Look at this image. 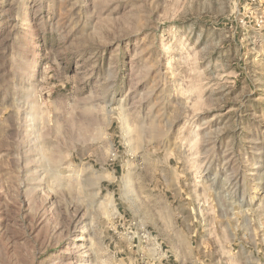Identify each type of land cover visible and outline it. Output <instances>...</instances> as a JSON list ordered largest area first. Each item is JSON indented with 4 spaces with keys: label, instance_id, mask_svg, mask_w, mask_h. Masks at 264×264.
Listing matches in <instances>:
<instances>
[{
    "label": "rangeland",
    "instance_id": "1",
    "mask_svg": "<svg viewBox=\"0 0 264 264\" xmlns=\"http://www.w3.org/2000/svg\"><path fill=\"white\" fill-rule=\"evenodd\" d=\"M0 264H264V0H0Z\"/></svg>",
    "mask_w": 264,
    "mask_h": 264
},
{
    "label": "bare ground",
    "instance_id": "2",
    "mask_svg": "<svg viewBox=\"0 0 264 264\" xmlns=\"http://www.w3.org/2000/svg\"><path fill=\"white\" fill-rule=\"evenodd\" d=\"M30 82H28L27 84L29 85Z\"/></svg>",
    "mask_w": 264,
    "mask_h": 264
}]
</instances>
